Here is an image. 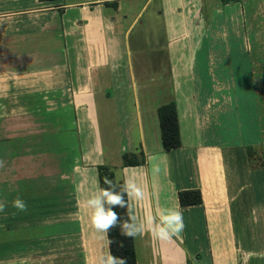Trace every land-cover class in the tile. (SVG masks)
Listing matches in <instances>:
<instances>
[{"label":"crops","instance_id":"obj_1","mask_svg":"<svg viewBox=\"0 0 264 264\" xmlns=\"http://www.w3.org/2000/svg\"><path fill=\"white\" fill-rule=\"evenodd\" d=\"M0 165V264H105L99 166L143 226L137 264H264V0H0ZM171 211L184 228L162 239Z\"/></svg>","mask_w":264,"mask_h":264},{"label":"trees","instance_id":"obj_2","mask_svg":"<svg viewBox=\"0 0 264 264\" xmlns=\"http://www.w3.org/2000/svg\"><path fill=\"white\" fill-rule=\"evenodd\" d=\"M40 1H56V0H40ZM241 1V0H221L223 4H229L232 2ZM163 150L165 152H170L174 149L181 147V137H180V128L179 120L177 115V108L175 103L161 106L158 110ZM146 164V157L144 153H141L140 156L136 154H125L123 156V165L124 167L131 166H140ZM99 181L100 188H108L109 185L104 183V177H107L112 181L114 185V190L117 193L123 194V199L125 200L127 207L113 206L112 210L118 214V221L114 227H111L107 231L110 254L113 257L123 259L126 264H137V254L135 248L134 237L125 236L122 234L121 224L124 221H128L130 224L131 215H130V206L129 199L127 194V188L124 181H116L114 175V168L99 166ZM179 202L181 207L197 206L202 204V195L199 190H190L182 191L179 193ZM118 264V262H117Z\"/></svg>","mask_w":264,"mask_h":264},{"label":"clouds","instance_id":"obj_3","mask_svg":"<svg viewBox=\"0 0 264 264\" xmlns=\"http://www.w3.org/2000/svg\"><path fill=\"white\" fill-rule=\"evenodd\" d=\"M2 166V165H0ZM104 183L109 185L108 188L100 189L87 201V205L92 211V223L97 231L107 234V231L114 227L119 219L118 214L112 210L113 206L127 207L122 193H117L114 190V185L111 180L104 177ZM135 195L137 198H142V192L136 189ZM5 203L0 201V212H4ZM12 207L19 212L27 211V204L19 197L12 201ZM15 215V213H13ZM142 225H136L124 221L121 224L122 234L129 237H134L142 233ZM184 228L182 215L178 211H171L162 217L161 223L156 225L155 234L160 238H168L170 235L179 234ZM110 243V241H109ZM126 264L123 259L113 257L109 254L106 257L105 264Z\"/></svg>","mask_w":264,"mask_h":264},{"label":"rangeland","instance_id":"obj_4","mask_svg":"<svg viewBox=\"0 0 264 264\" xmlns=\"http://www.w3.org/2000/svg\"><path fill=\"white\" fill-rule=\"evenodd\" d=\"M114 175H115V170H114ZM116 180V179H115Z\"/></svg>","mask_w":264,"mask_h":264}]
</instances>
